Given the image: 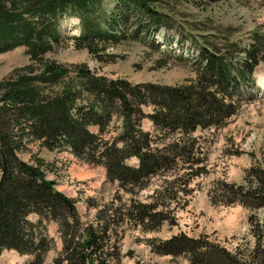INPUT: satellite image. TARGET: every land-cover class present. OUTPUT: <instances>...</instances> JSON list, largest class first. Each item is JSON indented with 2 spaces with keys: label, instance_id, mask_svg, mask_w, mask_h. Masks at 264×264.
I'll list each match as a JSON object with an SVG mask.
<instances>
[{
  "label": "trees",
  "instance_id": "trees-1",
  "mask_svg": "<svg viewBox=\"0 0 264 264\" xmlns=\"http://www.w3.org/2000/svg\"><path fill=\"white\" fill-rule=\"evenodd\" d=\"M172 1L117 0L104 8L105 0H0V53L25 46L33 60L0 81V255L15 250L33 256L27 264H44L55 246L48 232L50 222L57 223L62 240L53 264H109L112 255L109 231L119 225L118 217L108 214V206L98 209L97 227L83 222L77 200L47 179L44 159L23 158L29 143L68 149L86 163L104 166L107 178L117 180L119 190L128 193L180 163L200 165L204 161L197 156L202 150L200 136L194 134L225 126L238 112L246 78L256 85L253 73L264 61V41L237 61L217 46H203L196 76L175 85L134 84L99 74L86 64L69 68L47 57L62 43L59 24L66 14H76L81 22L80 34L70 37L75 46L102 61L106 45L120 42L131 17L138 20L135 37L142 31H158L162 8ZM145 107L152 109L146 112ZM145 118L153 122L154 132L143 130ZM113 128L120 132L110 136ZM132 158L138 159L135 165L129 163ZM181 178L165 181L149 202L133 200L122 220L145 230L158 228L167 218L169 200L179 190L188 191L185 182L170 196L169 187ZM245 179L241 184H218L216 199L264 209V168H250ZM251 221L255 244L246 257L185 234L157 250L189 254L191 264H264V216L260 221L252 216Z\"/></svg>",
  "mask_w": 264,
  "mask_h": 264
},
{
  "label": "rangeland",
  "instance_id": "rangeland-1",
  "mask_svg": "<svg viewBox=\"0 0 264 264\" xmlns=\"http://www.w3.org/2000/svg\"><path fill=\"white\" fill-rule=\"evenodd\" d=\"M116 3L117 0H105L104 8ZM162 9L163 25L159 30L142 31L136 37L132 32L138 20L131 17L120 42L106 45L102 61L87 49L75 46L70 37L80 34L81 22L76 14H66L59 24L62 43L47 57L69 68L86 64L99 74L124 78L134 84L175 85L196 76L202 66L198 54L203 46H217L237 61L246 56V50L264 41V0H174ZM28 64H33V60L25 46L0 53V81L15 68ZM253 77L256 85L246 78L239 93L238 112L225 126L201 129L194 134L200 136L202 150L197 156L204 159L200 165L190 167L180 163L175 170L151 177L144 188L134 192L119 190L118 182L107 179L105 167L85 163L68 149L49 150L35 141L27 145L23 158L44 159L47 179L55 181L56 189L77 199L83 222L97 227L98 209L108 206V214L112 212L118 217L119 225L109 231L112 253L109 264H191L189 254H161L157 250L167 240L182 234L246 257L255 244L251 217L260 221L264 209L225 203L215 195L220 188L218 184L244 183L250 168H264V84L260 81L264 78V61L256 67ZM144 109L149 112L152 108ZM91 129L98 130L94 126ZM155 129L153 122L145 118L143 130L152 133ZM119 132L110 129V136ZM129 163L135 165L136 159ZM197 172L200 173L194 174ZM177 178L181 180L175 182L174 188L169 187L170 196L175 195L179 185L184 187L185 182L188 191L177 190L176 198H167L171 206L158 228L145 230L128 219L122 220L133 200L149 202L165 181ZM48 229L55 246L47 252L44 264H53L62 250V241L56 223H49ZM32 257L4 251L0 264H25Z\"/></svg>",
  "mask_w": 264,
  "mask_h": 264
},
{
  "label": "bare ground",
  "instance_id": "bare-ground-1",
  "mask_svg": "<svg viewBox=\"0 0 264 264\" xmlns=\"http://www.w3.org/2000/svg\"><path fill=\"white\" fill-rule=\"evenodd\" d=\"M260 81H261V83H262V84H264V78H261V80H260Z\"/></svg>",
  "mask_w": 264,
  "mask_h": 264
}]
</instances>
